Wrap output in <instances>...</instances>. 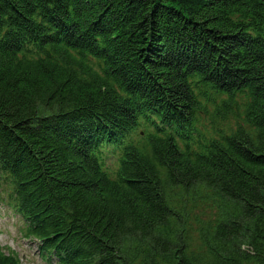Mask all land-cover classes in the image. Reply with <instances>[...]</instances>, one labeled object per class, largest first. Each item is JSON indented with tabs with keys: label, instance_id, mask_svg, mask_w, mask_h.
<instances>
[{
	"label": "trees",
	"instance_id": "16d2710c",
	"mask_svg": "<svg viewBox=\"0 0 264 264\" xmlns=\"http://www.w3.org/2000/svg\"><path fill=\"white\" fill-rule=\"evenodd\" d=\"M0 195L57 264H264V0H0Z\"/></svg>",
	"mask_w": 264,
	"mask_h": 264
},
{
	"label": "rangeland",
	"instance_id": "374dc122",
	"mask_svg": "<svg viewBox=\"0 0 264 264\" xmlns=\"http://www.w3.org/2000/svg\"><path fill=\"white\" fill-rule=\"evenodd\" d=\"M209 122V116L202 119V123L208 128L211 127ZM222 126L233 128L235 121L231 119ZM114 162L115 159L108 162L111 169H114ZM22 228L21 221L13 216L11 210L5 205H0V247L9 254H16L21 264H45L35 253L34 242L23 237Z\"/></svg>",
	"mask_w": 264,
	"mask_h": 264
}]
</instances>
